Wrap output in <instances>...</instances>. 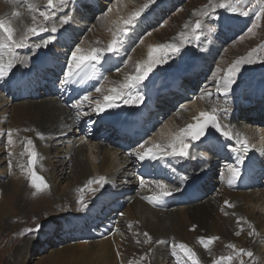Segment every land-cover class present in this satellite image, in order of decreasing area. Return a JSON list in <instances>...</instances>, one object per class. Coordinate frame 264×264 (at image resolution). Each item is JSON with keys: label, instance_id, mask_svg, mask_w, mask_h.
Wrapping results in <instances>:
<instances>
[{"label": "rangeland", "instance_id": "obj_1", "mask_svg": "<svg viewBox=\"0 0 264 264\" xmlns=\"http://www.w3.org/2000/svg\"><path fill=\"white\" fill-rule=\"evenodd\" d=\"M55 1L56 0H54V2ZM58 1L59 8L57 9L56 4L55 8L51 9L47 7V2H45L41 8L37 9V12L29 11V15L27 17H24L21 14L18 15L25 24H35L38 18L40 21L42 20L41 25H44L48 29L54 25V22L58 27L70 26V28L65 31L66 36L59 35L58 32L53 34L50 30L40 33V35L36 36L38 39L35 42L43 43V40H46L51 36H55V39L52 40L47 47L41 46L40 48L34 49V45H31L30 51H33V53L29 58V60L31 59L30 63H26V66L16 65L17 69L20 70L19 72L25 73L26 75L24 76H28L29 79H32L31 84L37 86L39 96L44 94L42 93L44 91L42 86H48L50 84L51 89L53 88L55 90L54 94L50 97H56L60 102L64 98V103L69 106L77 101L73 100L74 98L82 100L85 95H88L90 97V101L94 102L98 97L94 92H96L97 88H101L100 86L102 82L105 81L108 74H118L121 69V71H125L123 73L126 74V72H128L126 71L128 67H131V69H137L138 66L143 65L145 60L148 59L149 49L157 47L161 44H176L180 45L178 47L181 48L178 54L172 55L169 53L166 61L155 65L152 72H150L145 81H143V84L147 85V91L144 89L145 93L141 92V94L143 95V102L147 103V106L148 101L150 100L148 99V87H157L160 83L167 85L169 77L174 75V71L177 67L183 72L181 75L182 78H171V80L176 82L181 81L180 83L182 85H179L177 88H173L169 85V87L161 89H167V92L170 91L169 93H171V96H169L167 92L162 93V91H157L159 93L154 94L160 95L156 99V104H159V106L161 104L163 108L167 107L165 110L158 107L161 109V112H163H159L160 114H157L158 116L156 118L158 119H153V123L155 124L154 126L152 125V121H150L149 125L147 122H144L146 120L145 118H148V112H146V117L144 114L141 116V119H144L142 120L143 122H139V120H135V122H133L134 124H132V127L134 130L129 138L127 135L128 132L122 134L119 133L116 129L118 126L112 121L110 122V120L106 118H103V121L101 119L102 116L97 114L98 112L95 110L94 103L83 101L82 107L78 110L73 108V113L70 114L73 115L75 121L79 123L78 126H80L81 129L83 128L81 134L84 132V137H88V133H90L92 134L91 141H98L101 143L111 141L112 143H109L108 145L114 149H133V151H135L138 147L147 143L148 138H151L160 128L171 122L170 120L173 117L176 118L173 127L171 126V131L173 132L171 137L176 134V129L180 127H187L191 116L195 117L197 111H201L198 104V97L200 96L201 100L204 98V103L206 107L209 108V111H211L214 107L217 108L219 122L220 118L223 117L226 119L228 124H230V122H234L239 130H241L240 128L245 126V123H247L250 130L254 133V142L264 146V98L257 97L256 99H247L249 98L248 93L252 90V87L255 84H264V59H261L264 57V49L261 47L264 46V14L261 15L258 21L256 13L243 15L242 11H247L251 7L249 0H236V7L241 10L237 13H232L228 8H217L211 17L200 15V13L205 10L206 6L210 4V0H82L78 8L75 7L78 6V1L76 0L75 2L67 0L66 5L61 4L60 0ZM252 2L254 3L255 0H252ZM211 3H219V0H211ZM145 4H148L149 7L141 13L134 24L129 26L128 34L124 37H120L122 43L118 46V51L109 53L108 55L103 54V58L99 64H96L94 67L90 66L94 69L93 71L96 76H93L91 80L88 79L85 82V92L82 90L74 91L68 84L62 83L65 79L66 70L64 69L67 68V62L70 59L72 52H74L79 45L84 46V51L85 49H88L86 52L87 54L92 48L106 49L111 41L116 38V36L111 38L109 33L116 28V31L123 28V18L126 17L129 19L136 12H139L140 8H143ZM152 8H155L156 10L150 17L146 16L148 10H151ZM41 12L46 14H52L54 12L55 16L49 21H43V17L39 15ZM66 14L71 16V20L69 23L61 25L60 20ZM72 14L76 20L72 18ZM149 18L150 23L147 22ZM197 19L202 21V29L194 34L192 29L195 27V21ZM254 22L257 23V27H253ZM185 25L188 27L186 28ZM223 26H227V33H224ZM250 27H252L251 33L248 32V28ZM68 31H70V33ZM196 35H199L200 38L196 39ZM15 36L18 37V35L14 34V37ZM63 37L65 39H63ZM184 37H187V40H185ZM241 37H243V39H241ZM145 40H148L150 44L155 45L152 47L149 46V49H147ZM32 41L33 39H29V42ZM101 42V46L103 45L104 48L103 46L100 47ZM182 45H186L185 47L189 49L181 47ZM253 49L257 50V62L254 64H245L241 67L228 97L225 98L221 94L215 95L214 89L216 88V81L213 80V73L219 68L221 71L217 73V79L221 78L225 74L227 68L236 59L241 56H246ZM189 51L191 53H188ZM44 54L50 56V58L55 62H58L57 65L60 64L57 69H51L53 70V76L47 75L48 73L46 72L48 66L45 67V71L42 70L39 72L38 69H36L37 65L44 62ZM52 55L54 58H52ZM106 56L109 58L108 62H111V64L114 59L116 62L112 66L103 68L102 64L104 63V58ZM194 56H196L195 60L199 65V70L196 74H190L186 71V69H182L179 64H181L184 60H188L187 62L185 61V63L190 64L194 60ZM139 58L141 59L137 62ZM131 60L133 61L132 63L130 62ZM151 75H153V78L156 80L154 83L151 81ZM121 78L123 82L126 81L125 77L122 76ZM36 82H38V85H36ZM169 83L172 82L169 81ZM4 84L5 82H1L0 92L2 91L1 93H4L7 98H11L13 103H17L19 101L23 102L24 96L32 95V99H35L37 96V94L28 93L21 89L19 91L21 93V97L16 98V95H13V90L8 91V93L4 92L2 88ZM153 91L155 90L153 89ZM207 93L210 96L203 97ZM69 97L72 99H69ZM49 101L54 102L53 100ZM49 101L47 103H49ZM162 101H165V103H162ZM225 101L227 102L225 103ZM100 102L103 103L104 100ZM48 105H50V103ZM117 106L118 108H123L122 99L117 101ZM135 106L136 109L139 108L137 104H132V107ZM222 107L228 108L227 115L219 111ZM113 111L114 110H106L104 115L107 116ZM152 111L153 110L150 109V113ZM81 112H85V114L82 115ZM86 112L89 114H86ZM12 114V111L8 108L5 109L4 107L0 110V181L2 180L1 182L5 184L11 180V183H13V196L11 197V203H8V211L6 213L3 212L2 208L4 207L8 191L1 190L2 196L0 194V264H83L85 262H87V264H91L89 255H87L88 252L91 251L94 254L98 253V247L102 244L101 242H108L103 241L106 239H112V245H116V241H113L115 233H118L119 235V233L124 232L121 229L115 230V226H111L110 224V226H106V228L104 227L106 229L105 232L101 231V233L95 234L91 233V228H89V230L87 228L85 233H82L84 236H77V238L71 241H62V226L66 225V222L64 221L65 216H67V218L73 217L72 220L77 222L79 218H75L78 214L77 211H79L80 208L85 209L89 202H85L84 198L77 199L78 197L75 199H69L67 197L62 198L64 190L71 187V184L67 181L69 179H71L70 181H73L72 177L68 178V180L66 179L68 171H66L64 174L65 176H63L62 179L60 178V182L56 179V182L49 181V188L52 186L51 188L53 191H47L48 188L46 189L45 187H41L39 190L33 187L30 169L35 172H39L42 174L41 177L44 181H48L49 179L44 176L45 170L43 168L46 169V167L42 166V168L38 169L34 167L35 165L30 166L28 164L29 146L27 144V140L29 138L24 137L25 135L23 134L22 127L13 123L14 119ZM80 115H82V117H80ZM236 121H244L245 123H239ZM129 122H131V120ZM194 122L195 120L192 121V123ZM136 123L139 124L137 125ZM106 124L110 126L111 129L107 130L105 127ZM228 124H226L227 127L230 126ZM110 130L113 134H115V138L108 137L107 131ZM9 132L12 133V142L14 141L17 143V147L13 148L11 147L12 144L8 143ZM56 134L57 133H55V135ZM220 137L221 135L214 138ZM191 142L198 141H190L189 143ZM123 143L125 144L124 146ZM30 150L36 152L33 149V146H30ZM53 150L54 152L56 151V149H50L48 150V153L50 152V160L52 159L51 168L55 170L54 167L56 162L58 160L64 161L65 158L58 150V152L56 151L58 157L51 155V151ZM141 150L142 148L139 151ZM205 151L207 152V150ZM208 151L213 153V150L210 148ZM218 154L220 155L219 152ZM18 155H21L23 158V164L25 163L24 167L21 166V162L16 163ZM258 155L259 154L249 151L243 156L244 158H247L248 162H252L254 160L255 163H257L255 164L253 161L255 164L253 167L254 170L247 173L248 175L245 177V182L241 181V183H235L234 181L230 185L229 182L225 181L224 184L218 181V175L210 176L208 174H199L195 177L190 175L189 177L186 176L184 178V185L186 187H191L192 184L203 185L201 190L203 191L205 188V192L203 193V196L197 197L201 198L200 200L198 199V202L201 203V205H207V200L213 195V191L216 189V191L219 192L218 195L221 194L219 195L221 198L223 195V187H226L230 191L238 189L241 192L245 191L246 186L248 185H255L264 189V156L259 155V157ZM131 157L133 163H139V160H136L134 155H131ZM220 157L222 158L221 155ZM200 158L203 159V161H211L212 159V157H206L205 153H201ZM226 158L232 164L233 168L240 169L238 161H233L234 157L232 158V156L227 154ZM14 159H16V161ZM180 160L169 159L168 161L172 165H179V162H182ZM192 162H195V160H192ZM133 168L136 172L137 168ZM145 168L148 169V166ZM149 168L153 169V166L150 165ZM150 169L147 171L146 169H142L141 173H139V167L138 174L148 178L150 177L148 174L152 173ZM59 170L57 174L60 175ZM54 173L55 172H53V174ZM198 173L199 172L197 171L195 174ZM26 175H28L27 178ZM216 178L217 181L215 180ZM95 180L96 179L93 181ZM92 185H96V183H93ZM15 190H17V193ZM82 190L81 194L83 195H85L88 190L92 192L98 191L95 186L91 188L90 185ZM125 193V191L119 193V195L122 196L121 198L124 197V200L128 199V195ZM196 193L197 192L192 191L190 195L195 196ZM50 194L53 197H51ZM187 195L189 196L188 193ZM12 201H14L13 204ZM177 203L178 206L181 207L189 206V204H181L179 201H177ZM195 203L197 202L193 199L191 205ZM253 207H255V201L245 206L246 209L250 210H252ZM73 211L75 212L73 213L75 215L71 216L72 214L70 213ZM123 211H126V205L119 207L113 205L103 214V216L99 218L95 228L97 229L102 226L106 222V218L112 212L117 213L114 218L125 220V215L118 214ZM253 213L256 215L258 214L255 213L254 210ZM90 221H93V219ZM191 222L194 226H199L200 231L203 230V228L199 225L200 222L198 223V220L192 218ZM112 223L115 222L113 221ZM75 229H71L72 232H74ZM245 233L246 232L243 234ZM241 236L242 234H238L239 238ZM208 238L211 239V243H209L207 247L201 244L204 249L209 250L211 245L219 247L217 236L212 234ZM57 240L59 241L56 242ZM128 240V238L124 237L121 242L117 243L113 252L114 259L106 260L103 264H122V259L132 260L134 255L136 259L132 264H145L142 258L145 260L151 258L149 256L150 254L146 253L145 249H140L136 245H134L133 248ZM91 242L93 243L88 244ZM240 245L241 244L238 241H233L228 245L231 250L235 251L236 249L235 253L239 256V258L241 257V254L244 255L243 253H246V248H242ZM247 250L249 251V249ZM262 251L264 252V248H262ZM252 253L254 254V252ZM206 255H210V253L208 252ZM223 258L228 259V261L230 260L229 256H227V258L226 256H223ZM163 259L164 258L160 259L159 264L162 263ZM164 260L167 261V259ZM254 260L253 264H255ZM228 261L225 263H228ZM237 263L242 264V260L239 262L237 259Z\"/></svg>", "mask_w": 264, "mask_h": 264}, {"label": "bare ground", "instance_id": "obj_2", "mask_svg": "<svg viewBox=\"0 0 264 264\" xmlns=\"http://www.w3.org/2000/svg\"><path fill=\"white\" fill-rule=\"evenodd\" d=\"M76 1H78V3L76 2L78 6L75 7L78 8L82 0ZM45 2L47 1L0 0V19L10 23L11 27H13L14 34L18 35V37L15 36L14 39L19 40L21 36L28 34L29 28L39 26L42 23V20L40 21L37 18V22L35 24H25L18 15H15L16 12L23 15L24 17H27L29 15V11L37 12V9L41 8ZM58 2V0L54 2V4H56V9L59 8ZM72 2H75V0H72ZM155 10V8L148 10L146 16L150 17ZM72 18L76 20L73 14ZM125 20H127L126 17L123 18V21ZM147 22L150 23V18ZM69 28V25L66 27L60 26L58 27L57 32L59 33V35L66 36L65 31ZM50 29L51 27H49V30ZM116 29L109 33V36L111 38H113L115 36L114 34L117 33ZM223 29L224 33H227V26H223ZM68 32L70 33V31ZM0 37H2V33H0ZM29 39H33L32 42L28 41L29 47L17 50L21 57L26 58V63H30L31 59L29 60V58L33 53V51H30V46H35V44L39 43L35 42L38 39L36 38V36L32 37L29 35ZM63 39L65 38L63 37ZM39 44L41 46H44L43 43ZM101 44L102 42L100 43V47L103 46H101ZM145 44L147 45V49H149V46L152 47L155 45L150 44L148 40H145ZM84 45L87 46L86 44ZM185 46L182 45L181 47ZM77 48L81 49L82 54H87L86 52L88 51V49H85L84 51V46L79 45V47ZM188 53L191 52L189 51ZM104 54L108 55L109 53L105 52ZM195 57L196 56H194V60L190 64H186L185 61L187 62L188 60H184L179 65H181L182 69H186L188 73L196 74L199 70V65L196 63ZM52 58H54L53 55ZM2 59L5 62L10 59L7 50H4ZM140 59L141 58H139L137 62H139ZM43 60L44 62L37 65L36 69L41 72L42 70L45 71V67L48 66L46 73H48L47 75L53 76V70L51 69H57L60 64L57 65L58 62H55L50 58V56L46 54L43 55ZM108 60L109 58L106 56L104 58V63L102 64L103 68L112 66L116 62V60L114 59V61H112L113 63L111 64V62H108ZM145 61H147V59ZM130 62L132 63L133 61L131 60ZM16 65L22 64L18 63ZM64 70L67 71V68ZM93 70L94 69H92L91 67L85 70L86 72H88L91 78L93 76H96ZM121 70H119L118 74L113 73L107 75L105 81H103L100 86L101 91L99 93L97 91L94 92L95 94H97L96 96H98L95 101L98 99H101L99 101H103L105 95L112 94V89H119L120 86L124 83L121 78L122 76L126 79L128 76L135 75L136 73V68L131 69V67H128L126 70L128 72H126V74L123 73L125 71ZM19 71L20 70H18L16 66L10 76L6 79V81H0V86L1 82H5L4 86L2 87L4 92L8 93V91L13 90V95H16L17 98L21 97V93L19 91L22 89L28 93L37 94V96L35 97V99L31 98L32 95L24 96L23 102L19 101L17 103H13V100H11V98L9 97L7 98V96H5L4 93H1V91L0 110L4 107L5 109H10L13 113V123L18 124L23 128V134L25 135L24 137L32 139L33 144L31 146H33V149L36 151L37 156L34 167L38 169L42 168V166L46 167V169H43L45 170L44 176L49 179L48 181H45L47 185V187L45 188H48L47 191L52 190V186H50L49 188V181L56 182V179L58 182H60V178L62 179L63 176H65L64 174L66 173V171H68L66 179L68 180V178L72 177L73 181H70L71 179L67 181L69 182V184H71V187L64 190V195H62V198L67 197L69 199H75L78 197L77 199L84 198L85 202H89L85 209L80 208V210L77 211L78 214L75 216V218L79 217L77 222L72 220L73 217L67 218V216H65L64 221L66 222V225L62 226L63 233L61 235V238H63V242L71 241L77 238V236H84L82 233H85V230L87 228L88 230L89 228H91V233L95 234L101 233V231L105 232L106 226H110L111 224V226H115V230L121 229L124 232L119 233V235L118 233H115L114 239L116 240L113 239V241H116V245L125 237L129 239L128 242L131 246H133V248L134 245H136L140 249H145L146 253L150 254V259L145 260L144 258H142L145 264H159L160 259L162 258L167 259V261L163 259L161 264H217V262H219V264H239L237 263V259L239 262H241L242 260V264H253L254 258L255 264H264V252L262 251V248H264L263 188L257 187L255 185H248L246 186V190L241 192L238 189L230 191L226 187H223V195L221 196V198L219 197V195L221 194L218 195L219 192L216 191V189L213 191V195L210 196L207 200V205H201V203L198 202V199L200 200L201 198L197 197L203 196V193L205 192V188L203 191L201 190V187H203V185L201 186L192 184L191 187H186L184 185V178L186 176L189 177L190 175L195 177L199 174H208L210 176L218 175V181L224 184L225 181L229 182V180L231 179L232 169L234 168L232 164L227 160V154L232 156V158L234 157L233 161H238V165L240 166L239 171L241 175L239 179L235 181V183H241V181L245 182V177L248 175L247 173L252 172L254 170L253 167L257 163H255L254 160L253 161L255 164L253 163V161L248 162L247 158L244 157L241 160L239 154L230 151L231 146L238 147V145L235 144V135L239 134L241 138L248 141L250 149L249 151H252L255 154H259L260 156H264V146L254 142V133L250 130V127L247 125V123H245L244 121H236L239 123H245V126H242V128H240L241 130H239L234 122H230V124H228L226 119L221 117L220 122L223 126H225V130L233 133L234 138L232 140L224 138L221 135L220 138L213 137L214 139L210 138V140L208 139V141L205 142H191L189 147V156L187 157H170L164 154H158L156 158L146 157L144 160H139L136 157L135 159H138L139 163H133L132 157L131 155H129V153L134 152L133 149L118 150L108 145L109 143H112L111 141L104 143L91 141L92 134L90 133H88L89 138L84 137V132L81 134L83 128L81 129L80 126H78L79 123H77L73 118V115L70 114L73 113V108L64 103V98L60 102L58 98L50 97L52 94H54L55 91L53 88L51 89L50 84L48 86L41 85L44 90L42 93L44 94L39 96L37 86L31 84L32 79H29L28 76H24L26 74ZM182 73V70L180 71L177 67L174 71V75L169 77L167 85H163L160 83L157 87H148V99L150 100L148 101L147 106V103H144L142 101L141 103L137 104L139 108L136 109V106L132 107V104H124L122 100L123 108H118V106H116L114 108L105 109V111L114 110L107 116L104 115L105 111L98 112L97 114L102 116V120L103 118H106L110 120V122L112 121L114 124H116L118 126L116 129L119 131V133L122 134L128 132L127 135L130 138V133L132 134L134 130V128L132 127V124H134L133 122H135V120L143 122L142 120L144 119H141V116L144 114L146 117V112H148V118L146 117V120L144 122H147L149 125L150 121H152V125H155L153 123V119H158L156 118L158 116L157 114H160L159 112H161V109L165 110L167 107L163 108L161 104L160 106L159 104H156V99L160 95L154 94L159 93L157 91H162V93L167 92V89H161L167 88L169 87V85H171V87L173 88H177L179 85H182L180 83L181 81L176 82L174 80H171V78L173 77L182 78ZM91 78H89V80H91ZM87 80L88 79L77 78L76 81L68 83V85L74 91L82 90L85 92V82ZM169 81H171L172 83H169ZM36 85H38V82H36ZM144 89H146L147 91V85H144L142 83L140 86H138L136 91H139L141 93L144 92ZM153 89L155 91H153ZM169 92H167V94L171 96V93ZM214 92L215 95L221 94L217 91V87L214 89ZM205 96L210 95L207 93L203 97ZM248 96L249 98L247 99H256L257 97L264 98V84H255L252 87V90H250V92L248 93ZM69 99L72 98L69 97ZM198 99L196 100H198L201 111H197L196 115L198 116L202 111L208 110V112H211L209 111V108L206 107L204 98L203 100H201V97L199 96ZM49 100H53L54 102H50ZM73 100L78 99L74 98ZM48 101L51 106L48 105ZM165 101H162V103H165ZM158 107H160L161 109ZM150 109L153 110L151 113ZM81 114L83 115L85 114V112H81ZM86 114L89 113L86 112ZM82 115H80V117H82ZM175 118L176 117L171 118V122L160 128L151 138H148V142L143 145L144 147L141 151H146L148 148L157 143L167 144L172 138L171 135L173 132L171 131V129L174 125ZM193 118L194 117L191 116V118L189 119V124H191L192 121L195 120ZM130 120L131 122H129ZM226 124L230 126L227 127ZM105 127L107 128V130L111 129V127L107 124ZM181 128L182 127L176 130L174 129L175 133H178ZM55 133L57 134L55 135ZM107 133L108 137L115 138V134H113L111 130L107 131ZM10 144H12L11 147L13 148L17 147V143H15L14 141ZM209 148L213 150V153L211 151H208ZM50 149H56V151L58 150L63 154V157L65 158L64 161L58 160L56 162V165L54 167L55 170L51 168L52 159L50 160V152L48 153V150ZM140 149L141 148L138 147L136 150ZM205 150H207V152ZM56 151H51V155L57 156ZM217 151L220 153L222 158ZM201 153H205L206 157L208 158L212 157L211 161H203V159L200 158ZM17 157V161L16 159H14L16 163L21 162V166L24 167L25 163L23 164L24 161L21 155H18ZM169 159H181L180 161L182 162H179V165H172L171 163H169ZM192 160H195V162H192ZM150 165L153 166V169L149 168ZM138 166L140 167L139 173H141L142 169H146V171L150 169L152 171V173L148 174L150 177L147 178L143 177V175H139ZM146 166H148V169L145 168ZM133 167L137 168L136 172ZM58 170L60 171V175L57 174ZM197 171L199 173L195 174L197 173ZM53 172L55 173L53 174ZM36 173L39 176L42 175L37 171ZM100 176H104L106 179V183H104L103 187H101L100 184L97 183L96 185H92V183L90 187L92 188L93 186H95L98 191L92 192L88 190L85 195L81 194L83 191L82 189L88 186L89 180L98 179ZM27 177L28 175H26V178ZM142 179L144 180L143 187L140 185V181ZM215 180L217 181V178ZM1 181V196V190L8 191V195L6 194L7 198L4 203V207L2 208L3 212L6 213L8 211V203H11V197L13 196V183H11V180L5 184ZM158 183L165 184L169 190L178 189V191H174L171 195L165 197L162 203L153 205L149 203L145 198L159 192V189L156 187ZM16 191L17 190H15V192ZM123 191H125V194L128 195V199L126 200L123 199L124 197L121 198L122 196L119 195V193ZM192 191L197 192L195 196L190 195ZM187 193L189 194V196L187 195ZM51 197L53 196L51 195ZM193 199H195V202L197 203L191 205ZM177 201H179L181 204H189V206H178ZM225 201H228L232 206H227L225 204ZM253 201H255V207H253L252 210L246 209L245 206L247 204H251ZM13 202L14 201H12V204ZM113 205H116V207L126 205V211L118 213L119 215H125V220L114 218L117 213L112 212L106 218V222L96 229L95 225L98 223L99 218L103 216V214L107 212L108 209ZM253 210L258 214H254ZM73 213L75 212L73 211L72 213H70L72 214L71 216L75 215ZM192 218L198 220V223L200 222L199 225L203 228L202 231H200L199 226H195V230H193L194 224H192L191 222ZM92 219L93 221H90ZM113 221L115 223H112ZM73 228L75 229L74 232H72L71 230ZM244 232L246 233L243 234ZM144 233L149 234V237L151 238V241L149 243L144 242L145 240L149 239V237H146ZM212 234L217 236L219 247H217L216 245H211L209 250H206L201 245V238L209 239L208 237ZM238 234H242V236L239 238ZM111 240H103L108 241L105 243L100 241L102 244L100 243L101 245L98 247V253L94 254L91 251L87 253V255H89L91 264H103L106 260L114 259L113 252L114 248H116V245H112ZM58 241L59 240H57L56 242ZM233 241H238L241 244L240 246L242 248H246V253L248 252L247 249H249V251L254 252V254L249 258L246 253H243L244 255L241 254V257L239 258V256H237L235 253L236 249L235 251H233L228 247V245ZM92 243L93 242L88 244ZM181 243L185 244L195 253V262L189 260L188 257L180 250L179 245ZM208 252L210 253V255H206V253ZM223 256H226V258L227 256H229L230 260L228 261V259H224ZM105 257H107L108 259ZM135 259V255L133 256L132 260L122 259V264H132L134 263ZM226 261H228V263H225ZM83 264H87V262Z\"/></svg>", "mask_w": 264, "mask_h": 264}, {"label": "snow or ice", "instance_id": "obj_3", "mask_svg": "<svg viewBox=\"0 0 264 264\" xmlns=\"http://www.w3.org/2000/svg\"><path fill=\"white\" fill-rule=\"evenodd\" d=\"M61 4H67V0H60ZM251 3V7L247 11H242L243 15H248L249 13H256L257 21L260 19L261 15L264 14V0H255L253 3L252 0H249ZM47 7L54 9L55 4L54 0H47ZM149 7L148 4H145L143 8L140 9L139 12H136L132 17L124 21V27L117 30V33L114 34L116 38H114L111 43L107 46L106 49L93 48L90 50L88 54H82L81 49L77 48L71 54V58L67 62V71L65 73V79L62 83L68 84L73 81H76L77 78L80 79H89L91 78L85 70L87 68L94 67L96 64H99L101 59L103 58V54L105 52L114 53L118 51V46L122 43L120 37H124L128 34L129 26L134 24L137 18L141 15V13ZM217 8L225 9L228 8L232 13H237L241 11L236 7V0H219V3H211L206 6L205 10L200 13L202 16L211 17ZM15 15H19L16 13ZM41 17H43L44 21H49L54 18L55 13L46 14L44 12L39 13ZM71 20L70 15H64L60 24H67ZM257 23H253V27H257ZM187 28L188 26L185 25ZM202 29V21L197 19L195 21V27L192 29V32L195 34ZM49 31L47 27L44 25H39L35 27H31L28 29V33L31 36H38L40 33ZM51 33L55 34L58 31V26L53 25L50 29ZM248 32H252V27L248 28ZM0 33H2V37H0V81H6V79L10 76L13 69L16 67V64H22L26 66V58L21 57L17 52L18 49H23L29 47V34H25L19 38V40L14 39V29L11 27L10 23L0 19ZM187 40V37H184ZM196 39H199V35L195 36ZM55 39V36H51L48 39L43 41L44 46L46 47L52 40ZM243 39V37H241ZM35 48H40L41 45L39 43L35 44ZM264 49V46H261ZM4 50H7L10 59L5 62L2 59L4 54ZM181 48L176 44H161L157 47L150 48L148 52V59L141 66H138L136 69L135 75L128 76L126 81L120 86L119 89H112L111 95L104 96V102L101 103L99 100L94 102L90 101V97L88 95L83 96L82 100H77L74 104L71 105L74 109H80L83 101H89L90 103L95 104V110L97 112H104L105 109L114 108L117 106V101L119 99L123 100L124 104H139L143 101V95L136 91L138 86L145 81L148 77L149 73L152 72L153 67L161 62L166 61L169 53L172 55L178 54ZM256 49L250 51L246 56H241L236 59L226 70L225 74L217 79V73L221 70L218 68L216 72L213 73V80L216 81L217 91L222 94L225 98L228 97V94L231 92L232 85L235 83L236 77L239 74L241 67L245 64H254L257 62ZM261 59H264L262 57ZM97 92H100L101 89L97 88ZM227 101H225L226 103ZM223 112L225 115L228 113V108L222 107L219 110ZM195 123L187 125L180 129L178 133H176L171 140L167 144L157 143L152 147L148 148L146 151L136 150L133 153H129V155H134L139 160H144L146 157L148 158H156L158 154H164L170 157H187L189 156V147L190 141H198L205 135L206 130L211 127L215 128L217 132H219L224 138L232 140L233 133L225 130V126H223L219 122L217 108H213L211 112L202 111L196 117H194ZM8 143H12V133H8ZM27 144L29 146V160L28 164L30 166H34L36 162V152L30 150V146L33 144L32 139L27 140ZM235 144L238 147L230 148V151L233 153L239 154L241 160L244 155L249 152V143L247 140L241 138L239 134L235 135ZM141 148L144 146L141 145ZM194 158V157H193ZM31 174V182L33 187L36 189H40L41 187H47L44 179L37 175L34 170L30 169ZM241 173L239 169L234 168L231 172V179L229 180V184L231 185L234 181L238 180ZM92 183L100 184L103 187L104 183H106V179L104 176H100L95 181L89 180L88 185ZM140 185L144 186V180L140 181ZM156 187L159 189V192L146 197L149 203L156 205L163 202V199L172 194L174 191H178V189L169 190L168 187L163 183H158ZM225 204L229 207L232 205L229 204L228 201H225ZM195 230V226L193 228ZM146 237H149L148 233H144ZM151 238L145 240V243H149ZM201 244L205 247L209 243H211V239L201 238ZM180 250L188 257L189 260L195 262V253L188 248L185 244L181 243L179 245ZM243 251V250H242ZM247 256L251 257L253 253L248 251ZM230 259V258H229ZM219 264V262H217Z\"/></svg>", "mask_w": 264, "mask_h": 264}, {"label": "water", "instance_id": "obj_4", "mask_svg": "<svg viewBox=\"0 0 264 264\" xmlns=\"http://www.w3.org/2000/svg\"><path fill=\"white\" fill-rule=\"evenodd\" d=\"M149 74H150V73H149ZM151 76H152L151 81H152V83H154L156 80L153 78V75H151ZM219 135H220V133L217 132L215 128H211V127H209V128L206 130L205 135H204L203 137H201V139L198 140V141H205V140H208V139H210V138L217 137V136H219Z\"/></svg>", "mask_w": 264, "mask_h": 264}]
</instances>
